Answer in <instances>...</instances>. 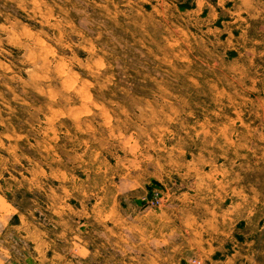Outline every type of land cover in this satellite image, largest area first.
<instances>
[{
	"label": "rangeland",
	"instance_id": "374dc122",
	"mask_svg": "<svg viewBox=\"0 0 264 264\" xmlns=\"http://www.w3.org/2000/svg\"><path fill=\"white\" fill-rule=\"evenodd\" d=\"M0 264H264V0H0Z\"/></svg>",
	"mask_w": 264,
	"mask_h": 264
}]
</instances>
